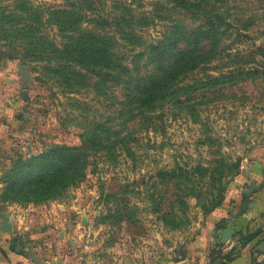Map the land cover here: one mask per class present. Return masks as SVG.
<instances>
[{
    "label": "rangeland",
    "instance_id": "374dc122",
    "mask_svg": "<svg viewBox=\"0 0 264 264\" xmlns=\"http://www.w3.org/2000/svg\"><path fill=\"white\" fill-rule=\"evenodd\" d=\"M30 1L32 9L44 13L37 22L40 30L36 36L48 37L56 44L62 41L58 25L46 16L52 8H72L88 19L120 12L113 0ZM121 1L138 16L161 10L164 15L195 22L167 0ZM11 4L12 0H0V6ZM217 6L230 23L220 38V51L208 66L182 80L186 84L199 79L205 82L208 75L221 76L215 86L194 94L200 102L195 105L196 115L174 106L163 115L157 111L160 116L154 124L157 122L158 130L154 132L142 128L137 117L133 137L127 140L130 153L118 148L91 154L87 175L78 187L48 201L46 207L29 211L35 215L29 237L26 241L13 237V250L19 243V250L25 248L37 258L64 264H177L186 239L199 231L208 215L226 199L223 196L214 212L207 211L217 188L230 190L242 168L264 156V0H223ZM88 19H82V27H93ZM153 21L147 26L135 21L148 39L159 36L169 23L160 18ZM54 55L45 54L26 64L18 55L13 56L15 63L27 66L31 74L18 89L29 114L22 141L34 142L35 152L57 143L78 146L83 135L99 122L117 127L125 118L118 87L107 86L104 93L96 90L91 74L85 75V83L67 87L55 71L62 60ZM36 75L40 77L36 79ZM19 149L15 158L30 157L26 149ZM14 160L3 171V188L5 171ZM173 167H182L190 174V180L182 178L180 191L175 188V178L168 176L167 183L160 178L159 170ZM190 186L199 197L187 198L188 221L180 230H173L163 214L169 211L175 195L184 194ZM6 202L25 207L45 205Z\"/></svg>",
    "mask_w": 264,
    "mask_h": 264
},
{
    "label": "trees",
    "instance_id": "16d2710c",
    "mask_svg": "<svg viewBox=\"0 0 264 264\" xmlns=\"http://www.w3.org/2000/svg\"><path fill=\"white\" fill-rule=\"evenodd\" d=\"M167 1L185 10V14L195 22L187 23L183 17L164 15L161 10L138 16L126 8L121 0L112 1L120 12L103 16L96 14L89 19L87 15L75 12L72 8H52L46 16L52 24L58 25L62 38L58 44L51 43L48 37L43 39L36 36L40 30L37 22H40L44 13L32 9L30 0H12L8 7L0 6L1 48L14 49L24 64L30 59L54 53L55 57L62 60L55 71L67 87L74 83L78 86L85 83L86 74L92 75L94 80L91 84L103 93L107 86L118 87L122 97L121 111L125 116L124 123L117 127L99 122L94 129L83 135L78 146L57 143L30 157L19 155L14 158L4 174L2 201L10 200L25 205L56 201L85 179L91 154L118 148H124L130 153L128 139L133 137L138 122L147 132H154L158 130L157 122L154 124L155 118L160 113H166L170 106L179 110L187 109L196 115L195 105L200 102L194 94L215 86L221 76L208 75L205 82L199 79L186 84L182 80L190 73L208 66L216 57L220 51V38L230 23L227 22L225 12L217 6L223 0ZM84 17L93 22V27H82ZM155 18L169 23L159 36L148 39L142 35L143 29H139L135 21L147 26L153 24ZM157 111L159 115H156ZM161 121L165 125L163 117ZM234 166H239L238 160ZM159 172L164 183L169 181L168 176L175 178L174 184L178 191L183 177L190 180V174H185L182 167L162 169ZM217 189L215 200L207 210L211 213L222 203L223 196L229 193L227 188ZM195 191L190 186L184 190V194L175 195L169 211L163 214V219L171 229L180 230L187 223L185 210L190 206L187 198H198ZM226 226L228 221L224 218L217 224L218 229ZM263 232L264 227L249 232L240 238L241 243ZM221 245L217 243L214 246ZM234 253L235 250L224 258L231 260Z\"/></svg>",
    "mask_w": 264,
    "mask_h": 264
},
{
    "label": "crops",
    "instance_id": "0c3cea01",
    "mask_svg": "<svg viewBox=\"0 0 264 264\" xmlns=\"http://www.w3.org/2000/svg\"><path fill=\"white\" fill-rule=\"evenodd\" d=\"M15 62L13 56L8 57L5 62L0 57V211L8 213L13 226L12 233L0 230V264H54L53 261L37 258L25 248L19 250L15 247L13 250L11 245L13 237L18 236L22 241H26L29 237L27 233L35 217L29 211L38 210L47 205L25 207L18 203L8 204L1 200L3 171L17 153L21 152L19 148L27 150L26 156L38 151L34 142L22 141L24 137L21 136L26 132L25 129L28 126L26 118L29 114L24 111L26 102L21 94L22 90L18 89L19 85L23 84V77L15 68L19 65ZM251 187L256 189L248 195V206L243 211H239L246 201V195L242 191ZM233 214L235 218L232 220ZM223 218L228 221V226L218 229L217 224ZM233 221H235V231L228 240L220 242L219 236L215 238L214 233L220 235L221 231L229 230ZM260 227H264V156L242 168L239 180L229 190L222 206L209 214L205 223L200 226V230L186 239L185 256L179 264H264V232L245 243H241L240 240L247 233H253ZM217 243L222 245L214 246ZM234 250L233 257L227 261L224 257ZM168 264H172L171 261Z\"/></svg>",
    "mask_w": 264,
    "mask_h": 264
},
{
    "label": "water",
    "instance_id": "95a60500",
    "mask_svg": "<svg viewBox=\"0 0 264 264\" xmlns=\"http://www.w3.org/2000/svg\"><path fill=\"white\" fill-rule=\"evenodd\" d=\"M17 52L13 49H4V48H0V57L2 58V61L5 62L7 60L8 57L11 56H16ZM17 70L18 73L22 75L23 77V82H26L30 79L31 74H29L28 72V68L27 66H25L24 64H19L17 66ZM40 76L36 75L35 78L38 79ZM253 189H256L255 187H251L247 190H243L242 193L244 195H246V201H244L243 205L239 208V211H243L246 206H248L247 203V199H248V195L252 192ZM235 218V214L231 215V219L233 220ZM0 219H1V227L0 230L2 232H7V233H12L13 232V226L10 222V218L7 212H3L0 211ZM233 231H235V221H233L232 226L229 230L225 229L223 231H221L220 235H218L217 233L215 234V238H218L219 236V241L220 242H225L226 240L229 239V237L233 234ZM20 245L19 243L16 244V248L19 249ZM185 254L184 252L182 253V257L179 258L177 261V264L181 263V261L183 260ZM54 264H64V263H60L59 261L55 262Z\"/></svg>",
    "mask_w": 264,
    "mask_h": 264
}]
</instances>
